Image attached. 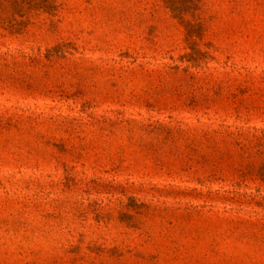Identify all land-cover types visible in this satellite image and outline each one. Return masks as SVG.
I'll return each instance as SVG.
<instances>
[{
    "label": "rangeland",
    "instance_id": "rangeland-1",
    "mask_svg": "<svg viewBox=\"0 0 264 264\" xmlns=\"http://www.w3.org/2000/svg\"><path fill=\"white\" fill-rule=\"evenodd\" d=\"M0 0V264H264V0Z\"/></svg>",
    "mask_w": 264,
    "mask_h": 264
},
{
    "label": "trees",
    "instance_id": "trees-1",
    "mask_svg": "<svg viewBox=\"0 0 264 264\" xmlns=\"http://www.w3.org/2000/svg\"><path fill=\"white\" fill-rule=\"evenodd\" d=\"M167 5H173V1L172 0H163Z\"/></svg>",
    "mask_w": 264,
    "mask_h": 264
}]
</instances>
